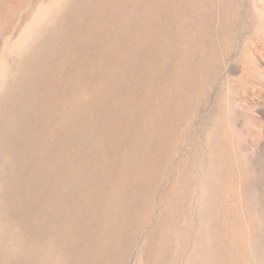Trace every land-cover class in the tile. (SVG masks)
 Here are the masks:
<instances>
[{"label":"rangeland","instance_id":"rangeland-1","mask_svg":"<svg viewBox=\"0 0 264 264\" xmlns=\"http://www.w3.org/2000/svg\"><path fill=\"white\" fill-rule=\"evenodd\" d=\"M0 264H264V0H0Z\"/></svg>","mask_w":264,"mask_h":264}]
</instances>
